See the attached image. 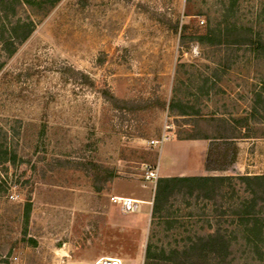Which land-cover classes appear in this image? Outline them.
<instances>
[{"label":"rangeland","instance_id":"rangeland-1","mask_svg":"<svg viewBox=\"0 0 264 264\" xmlns=\"http://www.w3.org/2000/svg\"><path fill=\"white\" fill-rule=\"evenodd\" d=\"M183 25L264 42V0H0V145L14 157L0 162V264H178L217 231L226 262L264 264V239L249 246L234 215L235 179L224 197L176 191L153 211L159 179L201 174L188 137H264L262 57L183 41ZM260 151L244 150L248 173L264 175Z\"/></svg>","mask_w":264,"mask_h":264},{"label":"trees","instance_id":"trees-1","mask_svg":"<svg viewBox=\"0 0 264 264\" xmlns=\"http://www.w3.org/2000/svg\"><path fill=\"white\" fill-rule=\"evenodd\" d=\"M58 0H49L54 3ZM233 3L238 0H230ZM234 5V4H233ZM232 5V6H233ZM21 42L29 38L33 32V24H23L21 26ZM233 29H212L208 26L204 32L189 25H183L181 30V39L183 41L190 40L198 44H213L221 46H229L232 44L242 45L244 43L251 46L252 51L258 53L264 60V42L261 38L245 39L234 43L229 38L236 33ZM250 31V29H249ZM241 42V43H240ZM13 52H10L12 54ZM189 139H199L198 137H188ZM231 137L219 135L214 138H206L212 140L210 143V152L206 158L205 170L207 172L224 171L231 167L236 160V145L231 143ZM220 153L225 158V162H220L217 159V154ZM13 154L3 145H0V162H9L13 159ZM228 159V163H226ZM224 163V164H223ZM224 166L226 168H224ZM236 180L244 186L246 198L241 202L239 209L234 210V215L237 216V222L244 226V238L249 246L258 247V243L264 239V175H242L237 177L224 176H196V177H168L161 178L155 188L153 199L154 213L159 210L161 204L166 202L170 196L176 191L186 192L189 196L195 195L197 199L213 200L216 196L224 197L225 187L228 184V189L234 190L231 181ZM222 193V194H221ZM229 195V199H231ZM28 216H26V219ZM229 242H226L219 231L206 238H202L197 244H192L188 250H184L181 254L183 260L178 264H229L226 262L228 256ZM171 254H175L172 252ZM180 255V254H179ZM169 260V259H168ZM171 261V260H169Z\"/></svg>","mask_w":264,"mask_h":264},{"label":"crops","instance_id":"crops-1","mask_svg":"<svg viewBox=\"0 0 264 264\" xmlns=\"http://www.w3.org/2000/svg\"><path fill=\"white\" fill-rule=\"evenodd\" d=\"M229 127H230V125H229ZM243 129L244 128H242V127H236L235 133H243L244 132ZM233 137H235V138H233L230 141L235 142V145H236V160H235L236 162H235V164L231 170H229V171L224 170V171H220V172H218V171L207 172L205 170V162H206V158L210 152L209 148H210V143L212 140H210V139L205 140V138L193 139V140H184L187 142H192L195 144L198 143L201 145L200 152H201V158H202V166L200 167L201 174H199V176H206V175H209V176H232L236 173L242 174V175H257V174L248 173V170L252 166H251V164L247 165L246 163H244V160H242L244 157H242V155L244 153V150H246V152L248 153L247 155H249V157L251 159V157L256 156V154L258 153L259 147L262 150L260 152L262 154H264V137L260 138V139H258L256 137H244V138H242L238 135L237 136L233 135ZM208 138H210V137H208ZM251 146H254V147L252 149H249ZM245 156H246V153H245ZM179 176H184V175L180 174ZM166 177H170V176L166 175ZM115 198H121V197H115ZM122 199H130L133 201H139V200H136L133 198H122Z\"/></svg>","mask_w":264,"mask_h":264},{"label":"built area","instance_id":"built-area-1","mask_svg":"<svg viewBox=\"0 0 264 264\" xmlns=\"http://www.w3.org/2000/svg\"><path fill=\"white\" fill-rule=\"evenodd\" d=\"M164 141V138L160 141H151L150 145L156 146L158 144H162ZM145 172H146V178L147 179H152L154 178L153 171L150 166L145 165L144 167ZM10 199H14V195H10ZM115 202H121L122 208L125 210V212H137L139 211V205L137 201H133L130 199H119L115 198ZM92 264H122L121 261L117 258H110V257H104V258H99Z\"/></svg>","mask_w":264,"mask_h":264}]
</instances>
